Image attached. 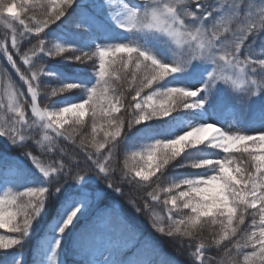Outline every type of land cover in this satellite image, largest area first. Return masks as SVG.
<instances>
[{
    "label": "snow or ice",
    "instance_id": "snow-or-ice-1",
    "mask_svg": "<svg viewBox=\"0 0 264 264\" xmlns=\"http://www.w3.org/2000/svg\"><path fill=\"white\" fill-rule=\"evenodd\" d=\"M52 3L55 5L56 0H52ZM60 3L63 6L52 7L51 12L45 6L46 19L35 20L30 26L22 18L23 13L28 10L29 0H0V21H4L11 29L10 46L18 55V37L23 39L33 30L39 37L40 33H46L45 29H49L50 25L73 15L72 26L83 33L89 32L92 27L101 28L103 21L109 19L125 33L159 34L174 42L179 50H174V56L163 62L135 40L106 44L93 40V46L87 50L67 43H56L54 49H46L45 38L39 37L38 43L30 49L33 54L37 50L57 56L70 52L72 54L65 56V60L78 64L91 62L96 76V83L90 88L72 82L54 87L52 96L76 89H82L85 95L79 102H68L58 109L49 110L38 106V85L34 82L39 80L40 72H47L50 76L55 73L38 69L26 76L20 72L9 52L8 35L5 34L0 41V53L27 85L31 97L30 111L36 118L31 123L38 120L40 127L45 130L43 140L49 142L46 151L53 150L51 145L56 138L73 140L75 145V129L71 125H79L89 111L93 121V137L91 141L82 138L79 151L72 154L60 148L59 158L45 165L37 155L27 150L31 148L26 142L30 138L28 133L31 131V124L22 105L15 102V96L10 98L8 107L17 114V118L11 119L7 125L0 124V137L22 149L45 184L26 187L25 191L15 194L9 189L0 196V229H7L14 234L0 235V251L6 252L23 243L46 204L55 207L52 197L69 180L80 185L91 173L105 181L106 189L123 195V190L119 186L114 187L112 180L116 173V168L112 166L115 144L107 154L100 152V149H104L110 140L116 141V138L121 137L125 127L130 132L133 126L153 120H166L174 113L187 112L195 115L196 110L204 108L220 83L238 86L247 84L243 91L249 102L253 97L264 94V75L260 79L255 78L258 69L264 73V49L258 53L252 47L255 40L252 44L247 43L250 36L255 37L264 31V6L257 9L248 0H225L219 8L215 3H209V0H139V7L119 0L116 9L112 6V0H60ZM224 13L227 15H223ZM13 21L23 26L24 31L18 33ZM233 21L237 22L236 27L224 26L221 29L222 22L231 25ZM22 61L23 64L30 65L27 52L22 54ZM200 63L211 65V70L199 86L184 82V74L194 75ZM246 69L253 73L252 78L249 79ZM229 70L239 74L235 78L223 74ZM177 73L181 74L180 82H169V86L156 88L141 97L144 89L152 88L154 83L160 84V81H166L165 77L175 76ZM129 77L132 78L131 81L128 80ZM120 81L136 84L129 89L130 99L122 94L123 84ZM190 98H195L192 103L187 102ZM122 109L130 115L129 119L118 115ZM97 116L111 129L105 131L103 142L97 141L95 137ZM173 118L175 119L174 116ZM65 125H69V129H65ZM49 131L52 136L47 134ZM36 143L41 142L36 140ZM203 144L222 150L225 156L216 160L202 158L178 164L180 167L204 169L205 173L198 178L175 181L164 189L166 193H172L170 200H164L165 205L170 202L178 213L181 208L187 211L179 219L172 214L166 220L153 219V229L170 238L179 236L191 241L197 237L194 230L205 220L212 225L219 223L221 231L218 238L207 242L209 246L219 245L221 240L238 235V230L245 231L240 226L244 224L247 213L251 217L252 227H258L259 235L250 230L251 234L243 246L251 245L252 251L244 254V264H257L256 257H259V264H264V132L249 135L239 130H224L213 123L187 125L186 130L178 131L171 139H157L148 144L145 149L146 167L135 170L134 175L130 174L131 170H122L119 179L122 183L141 185L159 172L158 181L164 176L168 166L179 162L188 149ZM89 145L96 151H89ZM235 153H240L241 156L247 153L250 160L238 162L234 158ZM132 156L134 159L139 156L141 160H145L140 152H133ZM98 196V192L88 191L85 184L84 190L71 194L66 199L62 223L56 228V239L50 255L51 264H57L56 253L65 232L74 220L87 213ZM147 196L152 201L158 200L155 190L148 192ZM151 207V203L145 198L143 207L137 206L136 210L150 213ZM250 209L254 212L249 211ZM255 212L259 213V225L256 224ZM129 233L130 226L125 219L114 208H110L93 216L90 228L79 237L78 247L86 256L99 251L96 264H152L149 258L150 245L147 242L141 246L140 254L135 260L125 258L124 250L131 244ZM189 247H192L191 243ZM236 247L239 249L241 245L237 243ZM205 251L204 240L195 244L193 264H216L213 257L205 256ZM16 264H21L20 259L16 260Z\"/></svg>",
    "mask_w": 264,
    "mask_h": 264
},
{
    "label": "trees",
    "instance_id": "trees-1",
    "mask_svg": "<svg viewBox=\"0 0 264 264\" xmlns=\"http://www.w3.org/2000/svg\"><path fill=\"white\" fill-rule=\"evenodd\" d=\"M261 1L263 0H259V2ZM45 6H47L48 11L51 12L52 7L59 8L63 5L60 3V0H56L55 5H53L52 0H29L28 10L23 13L22 18L25 19V22L30 26L34 24L35 20H45ZM60 31L63 32L62 35H60ZM45 32L46 33H40L39 37L45 38L46 49H54V45L56 43H67L75 45L77 48L87 50L93 46V40H95L96 43H99L91 36L93 34L92 28L89 32L83 33L75 29L72 26V22H64V25H61L59 22H57L56 24L50 25L49 29H45ZM31 35H35L32 38V42L34 43L31 47L33 48V46L38 43L39 37L34 30ZM253 40H255L254 44H252ZM247 43L252 44L253 49L257 50L259 53L261 49H264V31H261L255 37L250 36ZM71 54L72 53L70 52H65L57 56L49 55L47 52L40 53L37 50L36 54L34 55V59H36L33 65L35 67L34 70L47 69V71L55 73L54 76H50L47 72H40L39 80L34 82L35 85H38L37 103L39 106H43L44 109L50 106L52 103H55L56 100L62 96L72 95L75 101H79L80 99H83V96L85 95L82 89H76L67 90L63 93H58L56 96H52L51 91L54 87H58L63 83L72 82L80 83L90 88L96 83V76L94 74L92 63L88 62L87 64H78L64 59L65 56ZM152 54L155 55L154 53ZM155 56L161 61L167 62L174 55L171 54L170 57L169 55L164 56L167 57V59L160 57V55ZM21 63H23L22 60ZM10 75H12V73L9 72L8 74L6 69L2 68L0 70V124L3 125H5L9 120L15 119L8 113L7 118L1 117V113L7 112L6 105L2 97L1 82L7 77L10 78ZM30 75L31 73L29 76ZM262 75H264V73H261L258 69L256 72L257 79H260ZM131 79V77L128 78L129 81H131ZM14 80L17 82L16 78H14ZM165 80L166 81H160V84L154 83L152 88L144 89L141 95H148L156 88L169 86V82L173 83V76L165 77ZM120 83L123 84V88L121 89L122 94L130 99L129 89L134 88L136 84L127 83L124 81H120ZM132 94L134 95V92ZM229 94V91H225L223 93L222 97L224 100L225 98H228ZM194 99L195 98H190L187 102L192 103ZM221 100L222 99L219 98L218 102ZM227 103L229 106L233 105L234 109L237 108L232 100L228 99ZM24 107L27 109L26 116L28 117L29 123L31 124V131L28 133L30 138L26 141L31 145V148L27 150H30L34 155H37L45 165L50 164L59 158L58 150L60 148H63L69 154H72L74 151H79L78 146L82 138H86L88 141L92 140L93 121L91 111H89L84 117V120L79 125H71V128L75 129L73 133V139L76 142L75 145L73 144V140L56 138L54 144L51 145L53 150L46 151V148L49 147V142L43 140V136L46 134L45 130L40 127L38 120L34 124L31 123L36 118L31 114L30 104L28 106L24 104L23 108ZM226 108V106L218 107L217 111H223ZM196 112L203 114L204 108L201 110H196ZM118 115L123 116L126 120L130 118V115L124 112L123 109ZM96 124V140L103 142L105 131H111V129L107 127L106 122L99 116L96 118ZM171 128L172 126L169 117L166 120H153L149 121L147 124L133 126L130 132L127 130V127H125L124 133H122L121 137L116 138V141L110 140L104 149H100V152L107 154L112 145L115 144V148L113 149L112 166L116 168V173L112 177V180L114 187L119 186L123 190V195L115 193L111 189H106L105 181L91 173L88 175L85 181L81 182L80 185H75L71 180H69L68 183H66L61 189V191L52 197L55 207L53 208L52 206L46 204L44 211H42L40 216L37 217V219L33 222L31 229L23 240V243L18 245L16 248L8 249L6 252L0 251V264H16L17 259H20L21 264H29L28 254L30 253L31 249H34V243L36 244L39 237L52 231L50 220L53 214L57 212L59 213L61 206L63 203H65L66 199H68L70 195L76 191H82L85 184L87 185V189L90 191L99 193V196L96 199V204L100 206L97 207V209L94 207L92 211L84 214L79 223L74 221V223L65 232L64 235L66 236V239L64 240V250H66L67 264H93V260L95 255L98 254V251H93L87 256L84 255L78 247V240L80 235L90 228L91 220L95 214L100 213V210L102 209L112 207L118 212L122 213L125 216V221L127 222V220L130 221V219L125 214V210L123 208L126 207L128 200L131 199L136 203L137 206L143 207L145 198H147V200L152 205L151 212L146 213V216H143L145 212H139L144 219L142 222L143 224L140 227L144 233L141 231V235H139L138 231L134 233L133 225H129L127 222L130 226L129 240L131 241V244L124 250L125 258L133 255L137 256L138 254L136 252L139 245H141V242L142 245L147 242V244L150 245L149 258L151 259L152 264H193L194 257L192 256V253L195 249V244L199 243L200 240H204L206 242L205 256L213 257L216 261V264H244V254L252 251V246L249 245L248 247H244L243 245L247 241L248 236H250L251 231H256L257 235H259L258 227H252L251 217L247 213H245L244 224L240 226L241 228H244L245 231L239 232L238 230V235L230 237L227 240H221L219 245L212 244L209 246L207 244L209 240L218 238L221 231L219 223L212 225L207 223L205 220V222H203L194 230L197 233V237L193 238L191 241H189V239L186 237L178 236L175 239L170 238L166 235L156 232L152 227L153 219L166 220L170 214L175 215L176 218L179 219L180 216H182L183 213L187 211L181 208L178 213V210L173 208L170 202L169 204L165 205L164 200H170L172 193H166L164 189L168 188L170 184L175 181L185 178H195L198 172L204 170L200 168L180 167L178 164L190 161H198L202 158H210L214 160L221 159L225 156L222 150L208 147L206 144L200 148L189 149L180 158L179 162H175L174 164L168 166L167 170L164 172V176L160 177L158 181L157 177L159 176V172L156 176H151L149 181L142 182L141 185L130 184L127 182L122 183L120 181L119 177L122 170H131L130 174L134 175L135 170H138L141 167H146L145 149L147 148L148 144L154 143L157 139H171L174 136L171 133ZM65 129H69V125H65ZM63 130L64 129H61V131ZM47 134L49 136L53 135L50 131ZM0 139L2 138L0 137ZM36 140H40L41 143L37 144ZM15 148L16 147L14 146L9 147L0 145V183L3 181V178L6 177L5 169L11 166L16 167V173L11 175V179L1 188L0 196H3L5 191H8L9 189H11L12 194H15L16 192L25 191L26 187H37L45 184L43 177L32 166L31 161H29L25 156L18 157ZM88 150L92 152L96 151L90 145ZM133 152H140L145 156V160H141L139 156L134 159L132 156ZM243 156H246V158L241 160ZM243 156H241L240 153L234 154V158L238 162L250 160V157L247 153L243 154ZM80 158L82 160V153ZM242 166L244 165L242 164ZM153 181L157 182L153 183ZM153 190H155L158 197V200L156 201H152L151 197L147 196V193ZM175 191L176 190H174V192ZM24 199L27 200V197H24ZM154 208L160 211L159 217L157 218H154L152 214ZM249 211L254 212V210L251 209ZM254 214L257 224L258 220L260 219L259 213L255 212ZM181 228H183V225ZM0 235L14 234L9 233L7 229H0ZM190 243L192 247H189ZM237 243L241 245L239 249L236 247ZM18 254L19 256L17 257ZM22 256L24 259H22ZM255 259L257 260V264H259V257H256Z\"/></svg>",
    "mask_w": 264,
    "mask_h": 264
},
{
    "label": "rangeland",
    "instance_id": "rangeland-1",
    "mask_svg": "<svg viewBox=\"0 0 264 264\" xmlns=\"http://www.w3.org/2000/svg\"><path fill=\"white\" fill-rule=\"evenodd\" d=\"M130 6H136L139 7V0H125ZM248 2H251L256 5V8L259 9L261 6H264V0L259 2V0H248ZM119 0H112V6L114 9L118 8ZM209 3H215L217 7H221L225 0H209ZM191 7V5H190ZM223 15H227V13H224ZM74 19V15L70 16L62 21H58L61 25H64V22L71 23ZM219 19V17H217ZM14 27L17 29V32L24 31L23 26L19 25L17 21H13ZM224 26L228 27H236L237 22L233 21L231 25L227 24L226 22H222L221 29ZM93 34L91 35L93 38H95L99 43L106 44V43H113V42H127L135 40L140 45H142L144 48L150 50L155 55H160L162 58L166 55L175 54L174 50L178 51V46L175 45L174 42H171L167 40L165 37L159 35V34H143V33H125L121 31L119 28L116 27V25L109 19H105L103 21V26L101 28L92 27ZM5 34L8 35V43H9V52L13 55V59L16 61L17 66L20 68V72L24 73L26 76H29L32 70L35 69L33 66L35 63L34 55L30 49H32V45L34 42H32V38L35 35H31V33L24 37L23 39H20L18 37V43L20 45L19 48V55L17 54L15 49H12L10 46V39H11V29L6 26L4 21H0V41H2L5 37ZM27 52L30 65H25L21 63L22 60V54ZM31 66V70H30ZM6 69L8 74L9 72L12 73L10 75V78L3 79L1 82L2 86V97L4 100V103L6 105V111L1 113L2 118H7L8 114H10L12 117L17 118V114L12 111L8 107L10 103V98L14 95L15 96V102H18L22 105V109L27 114L26 107L23 108V105H29L30 104V94L27 90V85L23 80L20 79V74L15 71V69L12 68L11 63L7 61L6 57L0 53V70ZM211 70V65L206 63H200L198 65V70L194 75H188L184 74L183 81L189 84H192L193 86H199L202 79L206 76L207 72ZM226 76H233L235 78V75H238L239 73H235L231 70L225 71L223 73ZM246 74L248 75L249 79L252 78L253 73H251L249 70L246 69ZM14 78L17 79V82H15ZM181 74L177 73L175 76H173V83L180 82ZM255 78H257L255 73ZM247 84H243L242 86L238 85H224L223 83H220L217 85V88L213 94V97L210 98V100L204 105V113H195V115L187 113V112H180V113H174L173 116H170L169 119L171 121V133L173 135L178 134V131L186 130L187 125H197L201 123H213L217 127L224 129V130H232L236 131L239 130L240 132L244 134L249 135H255L260 132H264V94L253 97L251 99V102H249V98L246 96L245 92L243 91V88H246ZM37 90V89H36ZM225 91H229L230 94L228 98H225V100L228 102V99L232 100L234 105L237 107L234 109L233 105L229 106V104L224 100L223 93ZM146 95H141V97ZM222 99L220 102H218V99ZM139 99V98H138ZM29 102V104H28ZM68 102H75V99L72 95H66L62 96L59 99L56 100L55 103H52L50 106H48L45 109H58L59 107H62L65 105V103ZM79 102V101H76ZM39 106V104H38ZM226 106L227 108L223 111H217L218 107ZM41 109H44L43 106H39ZM8 113V114H7ZM10 120L5 124H9ZM0 139V145L2 146H9L13 147L10 143L7 142L6 138L1 137ZM204 145V144H203ZM203 145H200V148ZM193 149V148H190ZM189 150V149H188ZM15 151H17V156L22 157L24 156L22 149L15 148ZM246 156H243L241 160H244ZM8 171H5L6 177L3 178V181L0 183V191L1 188L5 185L7 181L10 180V176L14 175L16 173V167L11 166L7 168ZM205 173V170H202L196 174L195 178H198L202 174ZM84 190V188L82 189ZM90 191L89 189H87ZM78 192V191H76ZM75 192V193H76ZM95 201L92 207L87 211L89 213L94 209V207L97 209L100 205L96 204ZM64 205L61 206V210L58 213L53 214L51 218V227L52 231L49 233L44 234L43 236L39 237L36 244L34 243L33 248L31 249L30 253L28 254V263L29 264H51L50 255L52 253V248L55 243L56 239V228L59 226L60 223H62V215L64 214ZM125 205V204H124ZM112 208V207H110ZM110 208L102 209L100 212H104L103 210H108ZM125 210V214L129 217L130 221L127 220L129 225H133V231L136 233L139 232V235H141V231H143L140 227L143 224L144 221L142 215L136 210L137 205L133 200L129 199L126 203V207L123 208ZM117 211L116 209H114ZM118 212V211H117ZM159 210L154 208L152 214L153 217L157 218L159 217ZM86 213V214H87ZM121 217L125 219L124 215L119 212ZM147 214H143V216H146ZM82 219V216H79L76 220V222H80ZM126 220V219H125ZM73 221V223H74ZM72 223V224H73ZM260 219L257 222V225H259ZM259 231V229H258ZM144 233V231H143ZM66 239V236L63 235L61 238V245L60 248L57 250L56 253V261L57 264H67V255L66 250H64L65 244L64 240ZM64 245V246H63ZM141 245H139L137 250V256H139L141 251ZM63 247V248H62ZM16 256V255H15ZM19 254L17 255V257ZM136 255L130 256L131 260H135ZM22 259L23 256H22ZM99 259V251L98 254L95 255L94 263L96 264V260ZM27 260V259H26Z\"/></svg>",
    "mask_w": 264,
    "mask_h": 264
}]
</instances>
